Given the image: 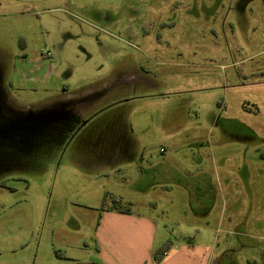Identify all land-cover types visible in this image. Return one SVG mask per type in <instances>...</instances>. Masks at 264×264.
I'll return each instance as SVG.
<instances>
[{"label":"rangeland","instance_id":"rangeland-1","mask_svg":"<svg viewBox=\"0 0 264 264\" xmlns=\"http://www.w3.org/2000/svg\"><path fill=\"white\" fill-rule=\"evenodd\" d=\"M0 72L3 115L107 80L82 115L109 122L0 173V264H94L112 203L156 222V248L264 264V0H0ZM110 126L130 147H93Z\"/></svg>","mask_w":264,"mask_h":264},{"label":"crops","instance_id":"crops-1","mask_svg":"<svg viewBox=\"0 0 264 264\" xmlns=\"http://www.w3.org/2000/svg\"><path fill=\"white\" fill-rule=\"evenodd\" d=\"M106 86L107 80H103L97 85V89L104 90ZM73 95L76 94L69 92L63 96ZM94 141L93 147H97L99 144L101 148H107L111 145V141H116V137L114 131H109L105 138L99 134L95 135ZM114 147L121 151L130 145L122 144ZM194 183L197 184L196 188L201 193L199 195L204 197L205 203L213 205L214 196L209 192V189L213 190L211 180L202 177V179L193 181ZM101 210L95 231V249L90 253L94 264H223L226 256L225 250L216 249L215 244L205 246L196 242L172 245L162 259L156 261L153 256L156 249L154 241L156 222L150 216H140L130 209L127 212H120L110 209L108 206L107 209ZM206 212L208 213V211Z\"/></svg>","mask_w":264,"mask_h":264},{"label":"trees","instance_id":"trees-1","mask_svg":"<svg viewBox=\"0 0 264 264\" xmlns=\"http://www.w3.org/2000/svg\"><path fill=\"white\" fill-rule=\"evenodd\" d=\"M0 128L11 130L5 136L7 140L14 138L17 143L16 148L8 149L6 144L0 142V173H4L10 167L13 170L16 165H26V161H29L38 154L44 153L45 150L50 149L51 151L55 146L61 147L71 132H73L75 123L58 121L45 123L40 128L33 126L18 128L16 126H8L6 117H2L0 118ZM108 208L120 212L128 211V208L117 206L115 203L110 204ZM170 242L168 240L154 250L153 256L155 260L160 261L162 259L170 247Z\"/></svg>","mask_w":264,"mask_h":264},{"label":"water","instance_id":"water-1","mask_svg":"<svg viewBox=\"0 0 264 264\" xmlns=\"http://www.w3.org/2000/svg\"><path fill=\"white\" fill-rule=\"evenodd\" d=\"M1 72H0V99L4 94L3 88L1 86ZM91 88L84 89V91H81L80 93H77L73 96H60L56 99V101H52V103L47 107H42L40 109H27L24 111H20L15 113L12 116H9V118L6 119L8 122V126H16L18 128H25L31 124H35L36 128H40L45 123H52V122H58V121H68L73 122L76 124L78 116H76V112H74L69 105L65 104L63 105L62 102L65 100V102H69V100L76 99L87 93ZM93 90V89H91ZM2 94V96H1ZM83 101H80L82 104ZM75 109V108H74ZM81 111V114L83 113L82 107L79 109ZM88 111V110H87ZM85 112V111H84ZM95 112H98L95 111ZM95 114V113H93ZM87 122V118L83 119L80 123V125L75 129V131L71 132L68 138H72L74 134L77 132V130L83 126ZM67 138V139H68ZM106 160L105 158H103Z\"/></svg>","mask_w":264,"mask_h":264},{"label":"flooded vegetation","instance_id":"flooded-vegetation-1","mask_svg":"<svg viewBox=\"0 0 264 264\" xmlns=\"http://www.w3.org/2000/svg\"><path fill=\"white\" fill-rule=\"evenodd\" d=\"M31 1H36V0H31ZM150 40V39H149ZM152 44H154L151 40L148 41V45L152 46ZM131 66V65H130ZM141 66V65H139ZM134 69H137V70H140L139 68H137L136 66H132ZM119 83H137V84H142L143 83V80L140 78V77H137V74L135 71H133L132 73L130 74H124L123 76H121L118 80ZM86 92V91H84ZM106 93V91H104L103 89H93V90H89L87 93H85L84 95H82L81 97L79 98H76V99H72V100H69V102H65V100L62 102L63 105L67 104L69 105L70 107H72L71 109L76 112V116H78L77 119V122L75 124V128L73 131H75V129L80 125L81 121L83 119H86L87 118V122L81 126L78 130H77V134H78V131L80 132V130H88L90 133L98 130L99 128L102 127L103 124H105L107 127L109 125V122H108V119L106 118L104 120V118H101V119H95V115L98 113V112H90V113H95L94 115H90V114H86V115H82L81 114V111H79V109L83 106L85 107V103L86 104H89V102L92 101L93 96L97 99L99 96L102 97L104 94ZM80 101H83L82 104L80 103ZM75 108V109H74ZM9 116H12V115H3L1 112H0V118L2 117H6L9 118ZM99 123V126H97ZM29 126H33L36 128L35 124H31ZM113 128L112 126H110L109 130H107V132L109 131H113ZM118 134L119 132L115 135L116 137V141H111V145L112 147L114 146H118V145H122L123 141L121 140V137L120 139L118 138ZM121 141V142H120ZM94 141L93 140H90V143L92 144Z\"/></svg>","mask_w":264,"mask_h":264},{"label":"built area","instance_id":"built-area-1","mask_svg":"<svg viewBox=\"0 0 264 264\" xmlns=\"http://www.w3.org/2000/svg\"><path fill=\"white\" fill-rule=\"evenodd\" d=\"M44 55H45L46 57H49V56L51 55L50 50H45V51H44Z\"/></svg>","mask_w":264,"mask_h":264}]
</instances>
